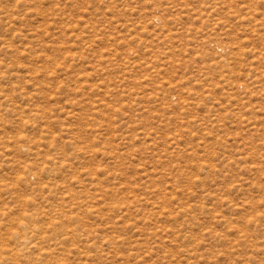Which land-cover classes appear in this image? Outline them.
I'll list each match as a JSON object with an SVG mask.
<instances>
[{
	"label": "rangeland",
	"instance_id": "374dc122",
	"mask_svg": "<svg viewBox=\"0 0 264 264\" xmlns=\"http://www.w3.org/2000/svg\"><path fill=\"white\" fill-rule=\"evenodd\" d=\"M262 194L264 0H0L5 264H264Z\"/></svg>",
	"mask_w": 264,
	"mask_h": 264
},
{
	"label": "snow or ice",
	"instance_id": "6c2138e0",
	"mask_svg": "<svg viewBox=\"0 0 264 264\" xmlns=\"http://www.w3.org/2000/svg\"><path fill=\"white\" fill-rule=\"evenodd\" d=\"M57 7H58V5H57ZM262 195H264V194H262ZM261 204H262V206H264V200L261 201ZM262 215H264V213H262Z\"/></svg>",
	"mask_w": 264,
	"mask_h": 264
},
{
	"label": "bare ground",
	"instance_id": "6f19581e",
	"mask_svg": "<svg viewBox=\"0 0 264 264\" xmlns=\"http://www.w3.org/2000/svg\"><path fill=\"white\" fill-rule=\"evenodd\" d=\"M22 242V241H21ZM22 243H24V242H22ZM1 259V258H0ZM1 261H2V263H4L5 264V259L2 257V259H1Z\"/></svg>",
	"mask_w": 264,
	"mask_h": 264
}]
</instances>
